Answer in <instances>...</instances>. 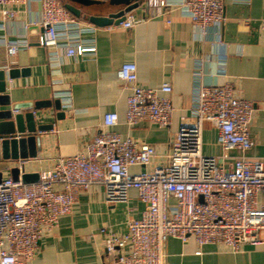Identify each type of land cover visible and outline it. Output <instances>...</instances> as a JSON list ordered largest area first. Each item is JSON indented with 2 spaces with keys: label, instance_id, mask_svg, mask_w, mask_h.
Returning <instances> with one entry per match:
<instances>
[{
  "label": "built area",
  "instance_id": "1",
  "mask_svg": "<svg viewBox=\"0 0 264 264\" xmlns=\"http://www.w3.org/2000/svg\"><path fill=\"white\" fill-rule=\"evenodd\" d=\"M29 1L0 0V11L4 18H14L17 11L8 6ZM39 2L41 45L60 59L95 52L96 46L78 42L83 22L63 0ZM146 3L150 17L165 14L170 6V0ZM182 6L204 35L225 21L224 0H185ZM139 20L131 10L113 25L132 28ZM165 23L171 19L166 17ZM260 26L264 35V19ZM18 50V44L8 45L10 55ZM117 75L118 84L129 90L128 125L142 121L170 125L174 112L170 82L156 87L139 84L134 61L124 62ZM254 113V101L240 96L233 80L200 84L192 113L181 118L167 160L147 168L156 146L114 130L120 115L106 111L101 132L85 149L60 156L38 180L25 182L12 175L0 179V264H28L42 238L93 185L104 186L109 203L128 201L132 189L145 203L141 216L129 218L127 232L101 227L110 264H168L166 241L171 236L184 242L193 237L199 245L221 243L233 252L245 243L263 244L264 204L259 194L264 193V159L247 155L254 143L250 131ZM206 122L217 129L221 156L204 152ZM234 150L239 154H230ZM136 165L146 169L133 171Z\"/></svg>",
  "mask_w": 264,
  "mask_h": 264
},
{
  "label": "crops",
  "instance_id": "2",
  "mask_svg": "<svg viewBox=\"0 0 264 264\" xmlns=\"http://www.w3.org/2000/svg\"><path fill=\"white\" fill-rule=\"evenodd\" d=\"M184 1L170 0L168 12L150 17L147 0H143L133 10L140 20L132 28L97 26L80 17L83 25L78 42L96 46V50L61 59L40 44L39 28L29 29L31 25L40 26L39 0L8 6L17 11L14 18H4L0 11V66L19 69L17 77L8 78L5 93L11 103L45 99L53 102L31 108L37 123H53L52 128L38 131L42 138L38 155L10 161L2 177L12 175V167L22 164L26 171L40 173L52 169L60 156L83 151L88 141L101 132L106 111L120 115L114 130L156 146L157 154L147 168L163 164L172 150L181 118L192 113L198 86L229 80L235 82L240 96L255 103L250 124L254 143L247 155L264 159V35L260 26L264 0H224L225 21L210 27L206 35L182 6ZM166 17L171 19L170 24L165 23ZM11 43L19 45L14 55L8 52ZM126 61L137 63L138 83L143 86L171 83L169 96L174 112L170 125L125 122L129 90L118 84L117 71ZM56 100L60 101L62 116H58ZM9 107L2 103L0 92V111ZM203 144L205 153L223 154L217 129L210 122L205 123ZM143 169L146 166L132 167L133 171ZM259 200L264 204V193L259 194ZM144 208L135 189L130 190L128 201L109 203L104 186L93 185L81 193L73 211L61 217L53 232L42 238L28 264H110L101 227L125 233L129 218L141 216ZM166 262L264 264V243H245L240 251L233 252L221 243L199 245L193 237L184 242L171 236L166 241Z\"/></svg>",
  "mask_w": 264,
  "mask_h": 264
},
{
  "label": "water",
  "instance_id": "3",
  "mask_svg": "<svg viewBox=\"0 0 264 264\" xmlns=\"http://www.w3.org/2000/svg\"><path fill=\"white\" fill-rule=\"evenodd\" d=\"M65 6L78 18L85 17L97 26L113 25L120 22L128 11L137 8L143 0H63ZM43 30L42 26L31 25L30 31ZM40 37H37L39 39ZM19 69L14 66H0L1 101L10 107L0 111V179L2 170L9 167L10 161H25L36 157L42 148L40 130L53 127V123H37L31 108H42L52 105V100L18 101L11 103L6 92L8 78H15ZM55 105L60 109L58 116L63 115L59 100ZM30 108L28 111H20ZM21 166V167H20ZM11 169L15 179L25 182L39 179L38 171H26L23 164Z\"/></svg>",
  "mask_w": 264,
  "mask_h": 264
}]
</instances>
